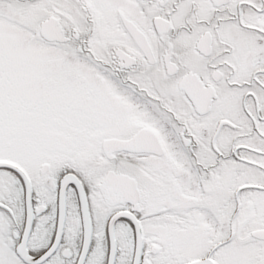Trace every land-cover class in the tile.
I'll use <instances>...</instances> for the list:
<instances>
[{
  "label": "flooded vegetation",
  "instance_id": "1",
  "mask_svg": "<svg viewBox=\"0 0 264 264\" xmlns=\"http://www.w3.org/2000/svg\"><path fill=\"white\" fill-rule=\"evenodd\" d=\"M14 1H26L31 14L36 0ZM40 1L42 13L67 17L59 20L64 47L77 45L88 64L104 63L108 76L169 125L172 138L146 121L100 134L85 127L82 140V127L71 122L77 114H69L65 123L76 132L63 137L77 147L73 155L58 149L0 159L25 170L24 178L0 169V264H193L209 257L228 264L240 257L242 227H253L246 236L264 229V0H116L113 21L93 0ZM162 19L171 26L161 27ZM185 52L193 64L184 63ZM144 130L158 135L163 156L99 153L101 136L130 141ZM81 159L107 163L101 178L80 167ZM153 160L164 188L154 202ZM109 173L125 179L105 184ZM68 176L82 185L86 218ZM250 246L257 250L242 252L251 254L248 264H262L261 245Z\"/></svg>",
  "mask_w": 264,
  "mask_h": 264
},
{
  "label": "rangeland",
  "instance_id": "2",
  "mask_svg": "<svg viewBox=\"0 0 264 264\" xmlns=\"http://www.w3.org/2000/svg\"><path fill=\"white\" fill-rule=\"evenodd\" d=\"M94 2L101 8L105 18L113 21L117 1L93 0ZM0 6V159L24 161V153H40L43 150L58 154V149L65 155H73L77 147L63 137L69 131L73 134L76 132L74 127H68L65 123L70 119L69 114H77L78 120L72 118L71 122L74 125L77 123V128L82 127V140H85L88 133L83 129L85 127L93 126L100 129L98 133H105L128 122L137 125L146 121L157 127L168 140L172 138L169 125L153 118V110L122 88L104 69L90 65L80 58L71 61L59 48H40L34 38L31 39L30 32L22 27L21 19L11 16L7 11L9 8ZM128 10L132 11L130 7ZM58 15L65 17L62 20L68 21L63 13L59 12ZM92 47L96 48L94 43ZM44 55H48V63L42 62ZM183 57L185 64H193L195 60L187 52ZM130 111L135 120L130 118L132 114L127 116ZM60 137L64 143L62 145L58 144ZM88 146L86 145L87 148ZM170 146L173 148L174 145ZM149 163L151 165L147 168L152 171L153 182L150 185L154 202L158 192L164 188L160 187L159 179L155 176L157 162L153 160ZM78 164L94 174L97 172L99 176L107 168L105 162L98 164L95 161L79 160ZM251 229L250 226L242 227V240L239 241L241 249L238 251L241 255L235 256L228 264H248L251 254L242 252L247 249L257 250L246 239V234ZM258 244L262 246H259L262 249L260 252L263 251L260 261L264 264V243ZM226 255L229 257L234 254L227 252Z\"/></svg>",
  "mask_w": 264,
  "mask_h": 264
},
{
  "label": "water",
  "instance_id": "3",
  "mask_svg": "<svg viewBox=\"0 0 264 264\" xmlns=\"http://www.w3.org/2000/svg\"><path fill=\"white\" fill-rule=\"evenodd\" d=\"M0 1H7L11 2L12 4H17L14 0H0ZM22 2V1H21ZM24 7L27 5L26 1H23L21 3ZM19 18V16H17ZM43 17V22L40 26L39 35L43 37L48 43L64 46L62 43L66 42V39H64L65 35L63 32V29L59 26V22L54 19H49V17ZM163 22L161 24V27H170L171 22L162 19ZM157 26H159V23L155 21ZM76 36V35H75ZM186 84V80L182 82V87H184ZM187 95L191 96L188 91H186ZM195 103H198L199 98H193ZM104 151L106 152L107 149H111V151H124V152H148V153H154L158 155H163L164 151L161 150V144L159 142V139L156 134L153 132H149L147 130H144L140 132L137 136H135L131 141L125 142V141H118V140H108L105 141L103 144ZM0 169H11L18 173L22 174V170L19 166L16 164L10 163V162H0ZM112 174V173H109ZM108 179V178H107ZM75 184L77 187L78 184L74 181L72 178H68V181L66 182V185L69 184ZM135 190V189H134ZM137 194V193H136ZM135 194V195H136ZM85 199V200H84ZM81 201L83 204V210L86 209L85 203L86 198L85 195L81 194ZM85 218L87 216L85 210H84ZM253 238L264 241V231H258L253 233ZM195 264H213L209 261L195 263Z\"/></svg>",
  "mask_w": 264,
  "mask_h": 264
}]
</instances>
